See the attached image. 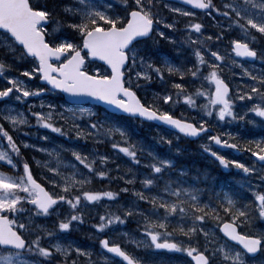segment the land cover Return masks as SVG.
<instances>
[{"label":"snow or ice","instance_id":"1","mask_svg":"<svg viewBox=\"0 0 264 264\" xmlns=\"http://www.w3.org/2000/svg\"><path fill=\"white\" fill-rule=\"evenodd\" d=\"M121 2L124 7L123 14L115 13L107 0H79L80 7L75 9L70 5H63L65 12L72 13V19L67 21L68 27L79 34V40L74 42L75 38H60L54 35H47L46 38L48 30L44 27V24L52 18L54 8L33 4L31 0H0V32L5 34L3 40L5 45L4 56L9 54L15 56L16 49L20 48L22 49L21 55H31L38 61V65L34 70L24 69L27 76L41 74V80L47 81L54 89L63 90L74 98L90 97L102 101L133 116L160 121L190 137H196L208 128L204 119H200L198 124L189 119H179L171 115L169 111H163L145 104L134 89L140 86L136 81L152 80L153 72L161 81L164 80L165 71L169 75L178 74L180 77H184L190 74L192 77L197 78L201 66L207 64L209 70L206 74H203V79L209 82L210 89L197 88L195 92L185 94V85L173 81V87L177 89L175 95L193 108L196 107L195 96L206 97V102L200 105V108L209 116L215 110V114L219 119H224L225 116L233 120L244 119L247 113L237 115L234 112V102L228 98L229 85L218 72V65L225 60V56L221 55L219 51L205 49L209 53V57L214 58L217 62L211 63V60H206L204 52L197 47L194 48L195 66L183 67L171 63L166 57L163 59L162 64L153 63L150 55H142L141 53L149 51L152 44L156 43L157 36L174 42V37L172 35L166 36L165 32L160 29V24L163 23L167 28L172 29L175 23H167L158 11H154L153 0H121ZM181 3L204 10L213 8L215 11L220 12V9L213 4V0H181ZM249 4H251V8L248 7ZM225 7L231 8L235 12L238 19L232 20V24L238 25L245 35L248 33L249 26L258 29L260 33H264V0H258V2L257 0H245L243 5L233 0L232 4H226ZM256 9H259V11H256ZM174 11L177 13L182 12L180 8H176ZM182 14L189 15L191 13ZM222 15L230 16L231 14L225 12ZM253 16L256 18H253ZM240 19H243L245 23L241 24ZM201 27L202 25L199 22L186 25L189 31L195 30L197 34L200 32ZM222 35L223 33L220 34V36ZM220 36L215 37V39L218 40ZM208 38L213 39L211 36ZM195 40L203 43L202 40H199V36ZM188 42H194L191 35L188 37ZM231 45L230 52L235 53L238 57H257V50L250 47L246 40L234 39L231 41ZM82 52H86V55ZM87 57H98L101 61L106 62L104 71L102 72L100 68L86 70L85 61ZM52 58L62 59L63 62L52 63ZM260 58L264 60V54ZM7 67L10 66L5 63L3 58H0V74H3ZM244 72L248 76H252V73L248 72L246 68ZM253 80L256 83L251 86L249 91L239 95L238 99L244 100L245 97L252 98L256 96L260 102L254 104L247 112L254 113L260 118V123L264 125V75L253 77ZM7 81L9 86L0 87V99H11L10 94L13 93L14 89L17 93L22 94V96L17 95L15 97L17 100L30 95L42 94L45 91L42 88L29 89L25 82L16 76L9 75ZM240 91L237 88V93ZM159 99L169 102L173 100V95L171 93L163 94ZM41 104L43 106V101ZM49 107L54 109L55 105L50 104ZM32 115L35 116L37 125H43L56 133L62 132L61 127L50 122L53 112L38 111L32 113ZM92 115L89 114V121L86 125L90 130L89 132H85L79 125H73L76 129L75 136L77 138L89 135L111 136L113 133H119L121 137L126 139V132L123 128L114 124L105 127V124L108 123L107 119H92ZM0 119L9 122L13 128L27 123V117L24 113L16 110L10 103L0 107ZM73 119H75L74 116ZM255 122V120L251 121V123ZM0 134L6 137L9 145L8 150L0 146V161L7 162L14 169L19 168L20 166L15 163L12 155L20 158V147L2 124H0ZM227 135L231 136L232 134ZM208 139L221 147H239L237 144L232 143L230 139H222L220 134H214ZM167 142L171 143V141ZM249 143L257 149L253 152L254 157H258L259 162L264 164V138L249 141ZM23 145L24 147L29 146L27 141H24ZM247 146V144L244 145V147ZM113 147L122 153H126L134 162L139 163L136 152L131 150L132 146L117 143ZM203 147L222 167L228 168L230 165H235L238 169H242L245 174L253 172V168L241 161L229 160L220 152L213 151V148L209 145ZM55 155L57 167L50 169L52 174L50 180L45 178L52 190L45 187V184L33 175L27 160H22V172L19 175H9L0 171V264H40L38 260L21 259L25 251L37 253L40 257L47 259L55 253H62L67 257L73 250L72 246L61 244L58 240L50 246H43L40 235L26 239L28 229L25 223L18 222L16 218L17 214L23 211L20 207L21 202H30V208L28 209L30 213L29 221L33 209L35 214L46 215L63 203H67L71 207V214L60 219L54 230L49 231L43 226H37L43 230L46 237L51 238L54 232L69 229L72 221L83 219L82 214L77 211L82 198L87 202L98 201L101 197L112 198L117 196L114 191L82 190L83 186L90 182L91 176L84 175L76 169V165H71L73 171H59L61 163L67 166V162L60 160L59 153ZM72 155L80 165L92 171L96 176H108L107 171H95L93 163L96 159H99L101 165H103L104 161L108 160L107 156L97 157L94 154L90 156L87 152L82 154L76 150H72ZM36 163H43L47 166L48 161L41 162L37 160ZM171 164L170 159L155 157L154 162L149 167H151L153 173H160L163 167L171 166ZM80 176H83V178H78ZM142 183L145 186L153 185L154 180L145 179ZM176 183L178 186L173 187L172 180L165 182L162 192L168 195L137 193L140 199L150 202L152 206L150 211L157 217L156 219L149 218L138 207L130 205L124 209L123 215L113 211L100 215V222L94 225L95 229L104 230L117 223L123 224L128 216L140 215L144 221L141 232L145 235L140 241L133 240L138 248L142 247L146 252L152 253L160 250L186 253L195 264H214L217 255L221 257L223 264H247L246 254H255L258 250L264 251V229L254 234L238 231V224L251 223V213L248 211L247 205L237 208L238 201L228 191H224L223 196L216 201L215 207H213L208 201L201 202L202 189L191 185L184 186L186 182L179 180ZM250 187L254 194L256 215L264 219V192H257L255 185H250ZM73 189L80 190L79 194H76ZM124 191H127V189H124ZM170 197H174V199ZM160 208L163 209L162 215L159 212ZM174 213H178L180 217L191 215L193 226L185 228L181 223L174 230V232L178 231L189 238L197 231L204 232L203 228L197 229L194 225L203 222L206 217L214 216L217 220H220L222 219L221 213L229 215L230 219H223L220 227L225 236L231 238V241L239 242V245L243 246L242 249L232 246L230 243L228 246L225 243H220L211 251H209L207 244L203 250L197 247L195 243L185 245L183 241L172 238L174 232L168 230L169 218ZM207 235L205 233L206 237ZM100 244L103 249L108 251L110 256L118 258L121 264H139V260L122 248L120 243H110L108 236H104L100 240ZM5 247L12 250L5 252L3 251ZM74 251L77 256L80 254L89 258L91 256L89 251L79 247H76ZM104 259L107 261L109 257L106 256ZM65 264H69V262L65 260ZM70 264H77V261L73 259ZM88 264H92L90 259Z\"/></svg>","mask_w":264,"mask_h":264},{"label":"rangeland","instance_id":"2","mask_svg":"<svg viewBox=\"0 0 264 264\" xmlns=\"http://www.w3.org/2000/svg\"><path fill=\"white\" fill-rule=\"evenodd\" d=\"M213 1L217 2L220 6V9H221L220 12L215 11V13H214L215 15H219V21L216 25H208V26L203 25V23L200 20L201 19L200 15L193 14L190 11H188L186 8L181 7L180 5H176L174 3L163 2L161 5V8L159 7L160 8L159 9V11H160L159 15L167 23H173L174 22L175 26H174V28L169 29L166 27L165 24L162 23V24H160V29L165 32L166 36L172 35L174 37V42H170L167 39L161 38L158 36L156 37V41H158L159 43L167 44V45H170L173 43L175 44L176 43L175 39H176V37L178 38L177 33L181 32V33L185 34V35H182V37H184L185 40H188V37L191 35L194 38V42H198L197 40H195V38L197 36H199V39H200L203 36H206L208 33H210L212 27H223L226 30L233 31L234 34L236 35L235 36L236 39L246 40L248 43L251 42V40L248 39L249 32L253 31V32L261 35V38H262L261 41L259 40L257 42L264 45V33H260L258 29H254L251 26H249L248 33H247V35H245L241 31V29L239 28L238 25L232 24V20L238 19V18L235 16V12L232 11L231 8H226L225 5L226 4H232L233 0H213ZM117 2L123 6L121 0H117ZM236 2L240 5H243L245 3V0H236ZM257 2H258V0H257ZM156 3H157V5H159V3H161V2L159 1ZM248 7L251 8V4H249ZM176 8H180L182 10V12L181 13L175 12L174 9H176ZM118 10H120V8H118ZM256 11H259V9H256ZM225 12H228L231 15L230 16L222 15V13H225ZM182 13H191V14L184 15ZM211 15H213V13ZM253 18H256V17L253 16ZM194 22H199L202 25L200 32L198 34L196 33L195 30L189 31L186 28V25H188L190 23H194ZM240 23L243 24V23H245V21L243 19H240ZM203 28H205L206 31H203ZM47 30H48V32H47L48 35L59 36L60 38H62V35L58 32V29L48 28ZM185 30H187V31H185ZM59 31H61V30L59 29ZM3 40H4V35L0 34V58H3L5 60V63L7 65H9L10 67H7L5 69V72L3 74H0V86H4V87L9 86L8 81H7V77L9 75H12V76L18 77L20 80H23L29 89L42 88L45 90L44 93H42V94H38L35 96L30 95L28 97H22L21 99L17 100L15 97L17 95L22 96V94L17 93L16 90L14 89L13 93H11V95H10L11 99H6L5 102L0 104V107H3V105L10 103L14 106V108L16 110L22 111L24 113V115L27 117V123L25 125H20L16 128H13L9 122H7L3 119H0V124H2L4 129L9 134L12 135L14 141L20 147V158H17V156L12 155V158L15 161V163L18 166H20L19 168L14 169L13 167L9 166L7 164V162L0 161V165H4V166L9 167V170H10V172L8 173L9 175H19L22 172V160H27L29 164H33L37 168L40 176L45 180L48 187H50L45 178H48L49 180L52 178V174L50 173V169L53 167H57V161H56V155L55 154L59 153L60 160L62 162H65V161L67 162V166L64 163H61V165L59 167V171H63V172L73 171V168L71 167V165H76V169H78L84 175L90 176V174H89L90 172L87 171V169L84 168L83 165H80L75 160V158L73 157L72 150H76V151H80L82 154L87 152V153H89L90 156L93 154L96 155L97 157L107 156L108 160L104 161L103 165H101V162L99 159H96L93 162L95 164L96 168L98 167L99 171H107L108 174L113 172L112 174L114 175L115 172H118V171H120L119 169H122L127 174L124 176V178H126L130 181H134V179H138L139 178L138 173H141V177H140L141 182L145 179H152L151 172H153V171H152L151 167H149L148 164L145 165L147 167V169H145L144 167H140V169L132 167L131 166V164L133 163L132 158L129 157L126 153H122L118 149L114 148L113 145L120 143V144H123L124 146H132L131 150L136 152L137 157L139 155H141L142 157H145L146 155H148L151 158H153L152 163L154 162L155 157H158L161 159L169 158V157H167L166 155H163L162 152H160L161 153V156H160L159 151L151 149L152 146L148 145L147 142L145 143L142 139L134 138L132 135L129 134V132L125 126L121 125L120 123H117L116 120H114L112 118V116L109 115L107 112L101 111V110L97 109V107H94L93 105H76V106L69 105L68 103L65 102V100L61 96L58 97L57 93H54L53 91L50 90V88L45 87V85L40 82V79H37V76H36L37 74H34L31 77L27 76L24 73V69H28L26 67V65H28L27 61L25 59L21 58L20 54H16L17 59H13L10 55L4 56L5 45L3 44ZM259 50L261 52H260L258 64H263L264 60H261L260 57L262 54H264V50L262 48ZM178 52L181 53L180 49ZM177 58L180 59L179 56ZM230 61L231 62H230V65L228 66V68L233 70L234 73L237 74V64L240 65L241 63L239 61H237L236 59L232 58V56H230ZM263 66H264V64L259 65L256 67V69H254L252 67L251 68L241 67V69H242L241 76L245 75V79H241L240 81H237L235 83V85L233 86L234 94L231 96V100H233V102H234V112L236 114H237L238 96L243 94L242 92L249 91L251 86L254 83H256V81L253 80V77L264 75L263 70L261 69V67L263 68ZM35 67H36V65L33 64L31 69H28V70L32 71V70H34ZM87 68L88 69H86V70H91L94 68H100L102 72L104 71V69H102L101 67H98L96 64H93V63H88ZM245 68L248 70V72L252 73V76H248L247 74H245V72H244ZM152 80H155V83L159 87V89L156 87H153L151 89H147L148 101L152 106L157 107V108L162 109V110H165V107L168 104H172V101L164 102L161 99H159V97L162 96L163 94H168V92H167L168 85L164 81H161L159 79L156 80V78H154V77ZM170 85L173 86V82L170 83ZM189 85L192 86V88H194V89H196V88L210 89L209 82H207L204 79L199 80L197 85L193 84L192 82H189ZM237 88H239L241 90L239 93H237ZM190 92H192V91H190ZM198 97L202 98L199 95H197L196 98L194 97L195 102H196L195 108L188 105L187 102H185V101L183 102L184 104L182 106H180V107L190 106L192 108L193 114L192 115L187 114V115L192 116V119L193 120L196 119V121H199L200 119L205 118L202 115V113L203 114H205V113L203 112V110H201L200 105H202L206 102V97H204V99H203V100H205V102H203V101L201 102V100H199ZM245 98H248V97H245ZM249 99H251V98H249ZM238 100H240V99H238ZM42 101H43V106L41 104ZM50 104L55 105V108L54 109L50 108L49 107ZM38 111H44V112L51 111V112H53V116H52L50 122L55 123L57 126L61 127L62 132L56 133L53 130L48 129L43 125H37L36 124V118L34 115H32V113H35ZM200 112H201V114H200ZM214 113H215V110H213V113L210 117H214L213 116ZM241 113H243V114L247 113L246 114L247 116L249 114L247 111H243ZM89 114H93L91 117L92 119H107L108 123L105 124V127H109V126L114 124L118 127L123 128L126 132V139L124 137H121L119 135V133H113L111 136H105V135L92 136V135H89L87 137L82 136V137L77 138L75 136L76 129H75V127H73V125H79L80 128L83 129L85 132H89L90 130L86 126L88 121H89ZM205 115H207V114H205ZM73 116L75 117V119H73ZM207 116L209 117V115H207ZM215 118L217 121L220 120L219 123H214V125L216 127L219 124V127H217V130L218 129L222 130V132L224 134H228L227 132L230 133L232 131H235V128L237 127V119L233 120L227 116H225L224 119H219L217 117V115ZM131 125H135V122L132 121ZM156 131H157V133L160 134L161 141L166 139L167 135H169V136L172 135V134L167 133L165 130H163L161 128L156 129ZM154 137L155 136H152V138H154ZM209 137H207L206 141L204 140L205 141L204 144H206V142L207 143L209 142V139H208ZM24 141L28 142V145H29L28 147H24V145H23ZM176 142H178V140H176ZM0 146H2L5 150L9 149L7 139L2 134H0ZM166 146H170V144L167 143ZM27 149H30V150L35 151V152L34 153L28 152V151H26ZM41 149H49V150H54V151H47L46 152V151H42ZM37 160H39L41 162L48 161V164H47V166H45L43 163L37 164L36 163ZM144 163L145 162H143V165H144ZM172 164H173V162H172ZM117 166H119V168H117ZM167 168H168V166H165L161 169L160 173H155V174L160 175L162 173V171L166 170ZM170 171H172V170H170ZM5 173H7V172H5ZM78 178H83V176H80ZM101 178H104V177H101ZM154 182H157V181L154 180ZM92 184H93V182H92V177H91L90 182L87 185L83 186L82 190H89L88 187L92 186ZM162 184H165V183H162ZM162 184L159 183L160 189H158V190H154L153 185H148V186L144 185L142 188H140V189L138 188L137 190H135V195H136L137 199L130 198V199H126L125 201H121V202L119 201L120 204H118V206L122 207L120 209L121 212L123 213L124 209L128 208L130 205H135L136 207H138L141 210V212H143V213L146 212L149 215V212H151L150 209L152 207L150 202L144 200L146 202L144 209L142 207H139L138 202L142 201V199H140L137 196V193L143 192L144 194H148V195H150V194H156V195L164 194L162 192V190L165 186L163 187ZM116 185H118V183ZM110 189H112V186H111V188H109L107 190H110ZM205 189H208V188L202 187V190H205ZM50 190H52V189H50ZM73 191L76 194H78L80 192V190H77V189H73ZM21 194H23V193H21ZM164 195H168V194H164ZM107 198L108 199H106V202L112 201L113 203H111V205L113 204L114 206H116L117 196L112 197V198H109V197H107ZM170 198L174 199V197H170ZM103 199H104V197H101L98 201H87V202H85L84 199L82 198L80 205L77 208V211H79L82 214L83 219L80 221H72L71 223L84 222L85 216H86V213H84V212H87V211L91 212L92 211L91 208L97 207L98 205L104 206V200ZM26 203H29V207H28V209H29L30 208V202H26ZM21 204H25V202H21L20 205ZM33 210H32V212H33V216H34ZM71 211H72L71 207L67 203H63V204H60L59 207H57L55 210H53L51 215H54V216L59 215L60 216L62 214V216L67 217L71 214ZM25 214H26V210H24V209H23V211H21L17 214L16 218L18 219V222L24 223ZM92 215H93V213H92ZM128 217L129 218H131V217L137 218L136 216H133V215L128 216ZM28 218H29V216H28ZM133 220H136V219H133ZM43 221L44 222H42L40 224V226H43L44 228L48 229L49 231H52L53 229H55V226L52 223L48 224V221H46V220H43ZM261 221L264 222V219L261 218ZM33 223H34V221H33ZM169 223H173L174 228L177 229L178 227H175V225L179 226V224H181V223L183 225H186L187 217L186 216L180 217L178 214L175 216L174 221H172V219H170ZM32 225H31V227H32ZM189 226H192V225H189ZM28 227H29V225H26L27 229H28ZM110 228H111L110 229L111 232H109L110 233L109 234L110 243H112V242L120 243L122 248H123V245H126V246L127 245H133L134 247H136L139 250H142V252L145 253L146 259L153 260L152 252H146L142 247L138 248L136 246V244L133 243V240L140 241L144 236L143 234L135 232L133 227L125 228V227H121V226H119V227H111L110 226ZM196 228L197 229H199V228L204 229V232H202L203 235L201 237L205 240V245L207 244L209 251H211L213 248H215L218 244L224 243V242H221L222 239H218L214 229L204 227L203 224L196 226ZM248 229L252 230V227H248ZM41 230L42 229L40 228V231ZM104 230H102V231H104ZM260 230L257 229L256 227L253 228L254 233L258 232ZM28 232L30 233V230H28ZM32 232L35 233V231H32ZM205 233L208 234L207 237L205 236ZM125 234H127V235H125ZM189 243L190 242H188L187 244H189ZM226 246H228V245L226 244ZM76 247L77 246H74V248H76ZM124 249H126L127 252L130 251L127 248H124ZM129 254L132 255L134 258H137L139 260V264H141L139 256L134 255L130 252H129ZM178 254H183V253L178 252ZM62 257L67 258L63 254H62ZM107 257L110 258V255ZM87 258L88 257H86V260H79L78 264H88ZM21 259L28 260V259H25L22 257H21ZM215 259H218V261L221 262V257L219 255H217L215 257ZM14 260H15V258H14ZM245 260L247 261V264H264V253L262 254V256L258 260H250L245 255ZM158 261L160 264H183L179 260H177L176 263H171L169 258L168 259L160 258V259H158ZM145 263L151 264L152 261H148ZM40 264H42V263L40 262ZM57 264H63V263H61L60 260L58 259ZM92 264H98V263L93 262ZM118 264H121V262H119Z\"/></svg>","mask_w":264,"mask_h":264},{"label":"trees","instance_id":"3","mask_svg":"<svg viewBox=\"0 0 264 264\" xmlns=\"http://www.w3.org/2000/svg\"><path fill=\"white\" fill-rule=\"evenodd\" d=\"M34 1H35V0H31V2H32L33 4H35ZM49 5H50L51 7H53L54 10H56L57 12H59V11L61 10L59 0H53L52 2L49 3ZM58 18H59V23H57V24H58V28H60V29H62V30H66V31H72V32L75 31L74 29H71L70 27H68L67 21L70 20V19H66V17H64L63 15H60V17L58 16ZM54 24H55V22H53V25H54ZM74 38H75V39H74V42L78 41V40H79V34H78V33L75 34V37H74ZM173 113H174V115L178 116L175 112H173ZM138 126H139L138 129H139V131L141 132V133L139 134V135L141 136V139H145V136L143 135L145 125H143V124H139ZM145 140H146V139H145ZM191 149H192V151H194L195 153H199V154L202 153V152H200V150H199L197 147H193V145L191 146ZM201 150H202V149H201ZM202 151H203V150H202ZM202 159H205V157L202 156V155H200V157L198 156L197 160L194 159V160H195V164H196V167H195V166H194V167L197 169V173H198L199 175H203V172H204L203 168L200 167V162L202 161ZM112 173H113V172H112ZM112 173H109L108 176H110ZM164 173H166V172H163V174H162V181H165ZM93 174H94V173H93ZM94 175H95V174H94ZM119 175H120V174H119ZM95 177H97L99 183H102V182L104 181L103 179L99 178V177L96 176V175H95ZM120 178H121L122 180H125L123 174L120 175ZM201 178H202V177H201ZM115 179H117V176L115 177ZM117 180H118V179H117ZM166 180H168V179H166ZM115 183H116V182H115ZM115 186H116V185H115ZM130 248L132 249V247H130Z\"/></svg>","mask_w":264,"mask_h":264},{"label":"water","instance_id":"4","mask_svg":"<svg viewBox=\"0 0 264 264\" xmlns=\"http://www.w3.org/2000/svg\"><path fill=\"white\" fill-rule=\"evenodd\" d=\"M177 1H180L181 2V0H177ZM184 4H186V3H184ZM186 5H188V4H186ZM191 6V5H190ZM194 8H196V9H199V8H197V7H195V6H193ZM204 10V9H203ZM46 24V23H45ZM92 59H95V60H99V61H101L98 57H91ZM52 59H57V58H52ZM103 62V61H102ZM105 64H106V62H104ZM61 91H63V90H61ZM64 92V94L66 95V97H67V99L69 100V101H72V102H77V103H79V102H81V103H86V102H93V103H96V104H100V105H103V106H105L107 109H109L110 111H112V112H115V113H120V114H125V115H130V116H133V115H131V114H128V113H125V112H123V111H121V110H118V109H116L115 107H113V106H110V105H108V104H106V103H104V102H102V101H99V100H96V99H93V98H90V97H83V98H74V97H72V96H70L67 92H65V91H63ZM135 117H139V116H135ZM141 118V117H140ZM143 119H145V120H149V121H154V122H158V123H160V124H163V123H161L160 121H157V120H150V119H147V118H143ZM165 125V124H164ZM170 129H172V130H176V129H174L173 127H171V126H168ZM176 131H178V130H176ZM206 131H208V129H206L204 132H206ZM204 132H202V133H200V134H198L196 137H198V136H200L201 134H203ZM190 137V136H189ZM196 137H191V138H196ZM220 148H222V149H228V148H231V147H221V146H219ZM239 243V242H238ZM242 246V245H241ZM243 247V246H242ZM259 252V250L255 253V254H251V255H256L257 253Z\"/></svg>","mask_w":264,"mask_h":264},{"label":"bare ground","instance_id":"5","mask_svg":"<svg viewBox=\"0 0 264 264\" xmlns=\"http://www.w3.org/2000/svg\"><path fill=\"white\" fill-rule=\"evenodd\" d=\"M176 185L178 186V184H176ZM202 187L207 188L206 186H202ZM203 191H205V192H209L208 189H205V190H203ZM177 214H178V213H177Z\"/></svg>","mask_w":264,"mask_h":264},{"label":"flooded vegetation","instance_id":"6","mask_svg":"<svg viewBox=\"0 0 264 264\" xmlns=\"http://www.w3.org/2000/svg\"><path fill=\"white\" fill-rule=\"evenodd\" d=\"M263 171V170H262ZM236 197H237V193H236V195H235Z\"/></svg>","mask_w":264,"mask_h":264}]
</instances>
